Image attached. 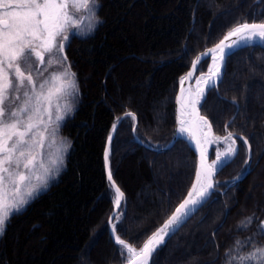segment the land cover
Listing matches in <instances>:
<instances>
[{
    "label": "trees",
    "instance_id": "1",
    "mask_svg": "<svg viewBox=\"0 0 264 264\" xmlns=\"http://www.w3.org/2000/svg\"><path fill=\"white\" fill-rule=\"evenodd\" d=\"M97 2L101 23L91 35L73 37L66 49L80 101L60 128L70 141L65 167L56 183L8 222L0 236V264L125 261L108 225L115 193L104 161L118 120L110 169L124 199L115 234L140 248L185 198L196 173V156L185 140L166 152L153 151L174 136L179 79L200 52L234 26L264 22V0ZM208 63L201 64L198 74ZM200 111L216 136L231 132L249 140L251 170L224 191L246 168V145L238 138L239 152L218 173L212 198L150 264H225L234 241L252 236L264 221V49L249 46L234 52ZM129 112L135 120L125 117ZM249 216L255 217L253 224L238 233V224ZM254 239L264 245V238Z\"/></svg>",
    "mask_w": 264,
    "mask_h": 264
},
{
    "label": "snow or ice",
    "instance_id": "2",
    "mask_svg": "<svg viewBox=\"0 0 264 264\" xmlns=\"http://www.w3.org/2000/svg\"><path fill=\"white\" fill-rule=\"evenodd\" d=\"M4 5L9 6L10 10L0 12V234H3L11 218L21 214L62 170V154L52 161V167H45L43 163L46 143L50 137H55L60 127L59 123L55 127L45 123L44 114L47 112L50 122L53 100L55 98L59 109L58 101L62 97L70 98V102L63 114L55 116V121H63L65 116L74 111L79 97V84L68 62L66 49L74 36H89L101 23L97 15V0H0V6ZM12 6H17L14 11L11 10ZM81 11L83 15L77 16L76 13ZM85 17L90 21L86 29L82 27ZM232 37L236 39L232 40ZM257 43L264 46V22L239 23L210 50L213 53V66L203 81V88H199L196 93L189 91L188 96L184 97L185 77H181V94L176 96L180 133L187 130L184 125L189 123L182 118L184 116L196 115L206 125L209 123L204 116L199 115L198 107H202L207 92L222 81L226 61L234 54V49ZM203 59V55L196 58L193 71L188 73L187 79L192 78L194 71H201L197 65ZM49 85L51 87H47ZM127 115L135 120V114L129 112ZM112 139L110 135L109 143ZM217 139H231L233 144L236 143L231 132L227 137ZM240 139L245 145L249 144L247 138L241 136ZM69 147L70 143L64 140L59 151L66 153ZM237 154L238 150L232 148L228 155L217 156L208 163V157L201 151L196 181L187 198L138 250L117 235L116 244L123 246L118 249L121 255L124 256L126 249L131 254L130 264H149L160 246L209 202L216 189L214 175L222 171ZM110 155V148L106 147L104 161L110 191L115 190L114 202L122 211L124 193L113 179ZM245 163L247 165L249 161ZM38 167L44 169L43 175L37 173ZM247 171L246 167L241 175ZM33 178L37 183H33ZM235 179L239 180L240 176ZM115 218L114 215L110 220ZM254 219V216H249L241 220L237 226L238 233L247 230ZM256 236L264 238V221H260L252 236L243 241H234L225 253V264H264V245L254 239Z\"/></svg>",
    "mask_w": 264,
    "mask_h": 264
},
{
    "label": "water",
    "instance_id": "3",
    "mask_svg": "<svg viewBox=\"0 0 264 264\" xmlns=\"http://www.w3.org/2000/svg\"><path fill=\"white\" fill-rule=\"evenodd\" d=\"M252 23V22H251ZM257 23H259V22H257ZM227 35V34H226ZM225 35V36H226ZM224 36V37H225ZM223 37V38H224ZM222 38V39H223ZM221 39V40H222ZM232 40H234V39H236V37H232L231 38ZM220 40V41H221ZM220 41H218L216 44H214V45H212V46H210L209 48H206L205 50H203L202 52H200L193 60H192V63H191V66L189 67V69H188V71L182 76V77H185V82H184V85H183V88H184V92H185V90L191 85V83H192V81L194 80V79H198L199 77H201L202 75H200V76H198V77H196V75H197V72L198 71H194V73H193V76H192V78L189 80V79H187V75H188V73L190 72V71H193V62L196 60V58L198 57V56H202L203 55V57H204V59L197 65V67L199 68L200 67V65L204 62V61H206L207 59H210V61H212V55H213V53L210 51L211 49H213V48H215V46L220 42ZM230 41H226L225 43H229ZM253 46H259V47H261L262 49H264V46H261L259 43H257V44H255V45H253ZM241 48H243V47H241ZM238 49H240V48H237V49H234V52L235 51H237ZM217 53H218V51H217ZM219 54V53H218ZM227 62V61H226ZM226 65V64H225ZM224 70H225V67H224ZM181 79V78H180ZM180 79H179V82H178V90H177V93H176V96L177 95H180L181 94V85H180ZM219 85V84H218ZM218 85L216 86V87H214V88H212V89H215V90H217V88H218ZM184 92H183V94H184ZM208 93V92H207ZM176 96H175V112H176V127H175V130H174V136H173V138H172V140H171V142L167 145V146H165V147H162V148H159V149H153V151L154 152H157V153H163V152H166V151H168V150H170L173 146H174V144L179 140V139H182V140H185L187 143H188V145L190 146V148L193 150V152H194V154H195V156H196V160H197V164H196V169H197V165H198V163H199V161H200V154H201V151H203L205 154H206V156L208 157V163H211V161L213 160V157H212V146H213V142H215V138H216V136L214 135V132H213V129H212V126H211V124H210V122L208 121V119L205 117V119L209 122L206 126H207V130H208V133H209V125L211 126V132L209 133V140H210V142H211V144L206 148V146L203 144V140H202V136H201V133L192 125V123L190 122V120L188 119V117L187 116H184V117H182V118H184V119H186V120H188L189 121V123H187V125H188V128H189V136H190V140H188V139H185V138H182L181 137V134H180V132L178 131V129H179V124L177 123V109H178V107H179V105L177 104V101H176ZM206 96H207V94H206ZM206 98V97H205ZM205 100V99H204ZM198 111H199V115H201V116H203L202 114H201V112H200V107H198ZM196 116V115H195ZM197 117V116H196ZM198 118V117H197ZM234 118V117H233ZM232 118V119H233ZM199 119V118H198ZM231 119V120H232ZM120 122V121H119ZM119 122L116 124V127H115V129H113V131L111 132V136L112 137H114V134H115V130H116V128H117V126L119 125ZM109 135V136H110ZM241 136H238V138H240ZM233 138H237V136L236 135H234L233 134ZM113 140V139H112ZM112 140H111V142H112ZM242 140V139H241ZM111 142L109 143V137H108V139H107V142H106V147L107 148H110V146H111ZM249 144L248 145H246V147H247V160L249 161V163L247 164V168H248V171L246 172V173H244V175H242L241 177H240V179L239 180H235V181H233L228 187H227V189L228 188H230V187H233L235 184H237V183H240L241 181H243L245 178H246V176L249 174V172H250V170H251V164H252V151H251V149H249ZM105 147V148H106ZM234 148H236L238 151H239V146H238V143H237V141H236V143L234 144ZM249 154H250V160H249ZM237 155H235L228 163H227V165L230 163V162H232L233 160H234V158L236 157ZM219 173V172H218ZM218 173H216L215 175H214V177H213V181L215 182V184H217L216 183V176L218 175ZM106 175H107V179H108V172L106 171ZM196 181V173H195V177H194V180H193V183ZM109 182V181H108ZM192 183V184H193ZM191 188H192V186H191ZM191 188H190V190H191ZM226 189V190H227ZM189 190V191H190ZM187 196H188V193H187V195H186V197L185 198H187ZM213 196V195H212ZM184 198V199H185ZM183 199V200H184ZM211 199V198H210ZM183 202V201H182ZM181 202V203H182ZM180 203V204H181ZM179 204V205H180ZM178 205V206H179ZM177 206V207H178ZM176 207V208H177ZM175 208V209H176ZM175 209H174V211H175ZM118 211H119V208L115 205L114 206V209H113V211H112V213H111V215H110V217H113L114 215H115V217H116V215H117V213H118ZM173 211V212H174ZM173 212H172V214H173ZM171 214V215H172ZM170 215V216H171ZM194 215L195 214H193L192 216H191V218L190 219H192L193 217H194ZM169 216V217H170ZM110 217H109V219H108V225L111 227L112 226V224H113V222H114V219H111L110 220ZM168 217V218H169ZM190 219H188L187 220V222L190 220ZM186 222V223H187ZM165 223V222H164ZM163 223V224H164ZM186 223H184L181 227H179V229H181ZM163 224H161L158 228H160V227H162V225ZM157 228V229H158ZM156 229V230H157ZM155 230V231H156ZM154 231V232H155ZM153 232V233H154ZM152 233V234H153ZM151 234V235H152ZM150 235V236H151ZM149 236V237H150ZM148 237V238H149ZM148 238L146 239V241L148 240ZM145 241V242H146ZM169 241V239L167 240V242ZM114 242H115V239H114ZM144 242V243H145ZM166 242V243H167ZM143 243V244H144ZM166 243L165 244H163V245H161L160 246V248H162L163 246H165L166 245ZM115 244H116V242H115ZM143 244H142V246H143ZM141 246V247H142ZM140 247V248H141ZM159 248V249H160ZM158 249V250H159ZM138 250V249H137ZM157 250V251H158ZM156 251V252H157ZM155 252V253H156ZM155 255V254H154ZM153 255V256H154ZM130 260H131V257H130V259L129 260H127L125 263H123V264H130ZM151 261V260H150ZM149 264H150V262H149Z\"/></svg>",
    "mask_w": 264,
    "mask_h": 264
},
{
    "label": "rangeland",
    "instance_id": "4",
    "mask_svg": "<svg viewBox=\"0 0 264 264\" xmlns=\"http://www.w3.org/2000/svg\"><path fill=\"white\" fill-rule=\"evenodd\" d=\"M208 4V6L209 7H211L212 6V4L213 3H207ZM98 5H99V3H98ZM17 6H12L11 7V10H15V8H16ZM99 8V7H98ZM10 9H9V6H7V5H4V6H0V12H7V11H9ZM76 15L77 16H82L83 15V13H82V11L81 12H77L76 13ZM89 23H90V21L85 17L84 19H83V23H82V27H84L85 29L87 28V26L89 25ZM74 37H81V36H74ZM37 63H38V61H37ZM208 66H209V63H208V65H207V67H206V71L205 72H203V73H199L200 75H202V74H204V73H206L207 72V69H208ZM73 71V70H72ZM46 75H47V73H46ZM53 83H55V81L53 82ZM47 87H51V85H49V86H47ZM79 101H80V95H79V97H78V100L76 101V103H75V105H74V109L76 108V106L78 105V103H79ZM69 102H70V98H68V97H62L59 101H58V103H59V109L57 108V101L55 100V98H54V100H53V105H52V107H51V113H52V119H51V121L49 122V117H48V115H47V112H45V114H44V121H45V123H47V124H49L50 125V127H55V125L57 124V123H59L60 124V127H59V130H58V133L55 135V137H50L49 138V142H47L46 143V146H45V149H44V157H43V163H44V165H45V167H52V161L53 160H55L59 155H63V167H62V170L59 172V174L54 178V179H52L50 182H49V185H48V187L47 188H49L51 185H53L54 183H56L57 182V180H58V178H59V176H60V174H61V172L63 171V169H64V167H65V161H66V157H67V153H68V151H69V148L67 149V152L66 153H62L61 151H59L60 149H62V146H63V141L64 140H67V142H69L70 143V141H69V139L66 137V136H64L62 133H61V131H60V128H61V125L63 124V122L65 121V120H67V118H69L71 115H67V116H65V118H64V120L63 121H61V122H57V121H55V116L57 115V114H63V111H64V109L68 106V104H69ZM45 107H47V105L45 104ZM118 121H120V120H118ZM157 123H158V121H157ZM44 125H41V127H43ZM217 137L218 136H216V138H215V142H213V147L214 148H216V151H215V158H217V156H224V155H228L229 153H230V150L232 149V148H234V144L232 143V140L231 139H222V140H218L217 139ZM224 137H227V136H224ZM221 138H223V137H221ZM246 152H247V150H246ZM39 159H40V157H39V155L37 156V160L39 161ZM246 160H247V158H246ZM246 164V163H245ZM36 171H37V173L38 174H41V175H43L44 174V169L43 168H37L36 169ZM242 175H240V177H241ZM234 180H236V179H234ZM216 182H217V180H216ZM33 183H37V181L35 180V178H33ZM217 185H218V182H217ZM217 187V186H216ZM46 188V189H47ZM256 188H257V186H256ZM45 189V190H46ZM45 190H43V191H45ZM43 191H41V192H43ZM113 191H114V193H115V190L113 189ZM224 191H226V189L224 190ZM40 192V193H41ZM148 195V194H147ZM115 225V224H114ZM114 229V228H113ZM112 234L114 235H112L111 237H112V239L113 238H115L116 236H115V232L113 233L112 232ZM2 234H0V236H1ZM119 248H122L123 246H121V245H117ZM124 257H125V261L126 260H129L130 259V255H129V253H127V250L125 249L124 250Z\"/></svg>",
    "mask_w": 264,
    "mask_h": 264
},
{
    "label": "bare ground",
    "instance_id": "5",
    "mask_svg": "<svg viewBox=\"0 0 264 264\" xmlns=\"http://www.w3.org/2000/svg\"><path fill=\"white\" fill-rule=\"evenodd\" d=\"M216 54L218 55V53H216ZM212 66H213V60L211 61L210 65H209V68L212 67ZM209 68H208V71H207V73L205 75H203V76L198 78L200 80L199 84H197V80L198 79H194L192 81L191 85L185 90V92L183 94L184 97L188 96L189 91H191L192 93H196L199 88H203L204 87L203 81H204V79L207 78V75L209 74ZM187 117L190 120V122L192 123V125L201 133L203 144L207 148L211 144V142L209 140V133H208L206 124L203 121L199 120L195 115H191V116H187ZM184 127L187 130L184 131L183 133H180L181 137L190 140L188 125L185 124ZM179 128H180V126H179ZM113 227H114V225H112V227H111L112 232H113ZM129 255L131 256L130 253H129Z\"/></svg>",
    "mask_w": 264,
    "mask_h": 264
}]
</instances>
